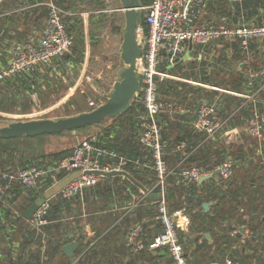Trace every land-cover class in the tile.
<instances>
[{
  "label": "built area",
  "instance_id": "2783aa9c",
  "mask_svg": "<svg viewBox=\"0 0 264 264\" xmlns=\"http://www.w3.org/2000/svg\"><path fill=\"white\" fill-rule=\"evenodd\" d=\"M17 2V10L45 6L47 17L37 40L9 41L8 45L13 44L8 49L10 56L0 64V83L5 80L18 83L19 78H31L40 83L46 73L42 69L44 65L50 68V73L58 72V67L51 64L54 59L71 52L72 37L62 20L63 10L55 0ZM205 2L146 0L140 3L142 19L136 31L141 49V55L136 59L140 85L138 94L132 99L135 107L130 113L134 121L130 132L141 147L139 153H123L117 145H113L108 134H94L80 140L68 154L58 159L41 157L24 165L0 170V196L11 184L24 194L28 195V190L35 193V208L27 218V223L35 234H42L40 242L44 248L46 237L43 228L50 222L48 212L54 198L78 199L88 188L105 180L111 183L119 176L117 183L125 186L129 201L124 204L123 213L116 223L138 206L150 204V218L159 226L157 233L148 237L146 217L132 222L123 237L127 253L153 255L163 249L170 258L169 264H190L179 233L180 227L187 229L188 215L183 212L185 206L174 210L168 208V179L176 170L178 181L183 185L196 182L203 175L218 174L221 178H229L234 174L237 162L229 147L225 148L223 158L215 164L184 165L183 161L207 142L221 141L228 146L240 134L248 138L244 144L243 157L246 160L259 158L264 163V21L256 22L248 18L243 10H240V16L235 20L205 21L196 10ZM197 45L210 48L207 60L209 71L223 70L228 63L227 69L233 67L238 71L239 88H226L214 82L200 85V82L191 81L194 85H200L203 91L190 124L193 130L201 132L203 136L191 146L187 139L177 141L173 150L180 152V156L173 165H169L163 140L164 119L168 113L186 109H183L182 103H175L171 96L161 97L159 82L163 78L185 81L179 75L166 77L167 71L179 67ZM233 47L240 56L235 55ZM221 50L224 56L220 55ZM32 87L33 83H29L26 90ZM211 91L214 93L211 94ZM225 95L239 98V103L231 110L224 108L222 98ZM132 171L140 174L149 171L152 179L144 185L135 180ZM71 172H75L72 178L47 195L48 188ZM126 173L133 179L130 180ZM154 193L156 198L152 197ZM179 214L183 217L180 219L181 224L178 222ZM238 232L235 229L230 235L234 236ZM86 250L74 252L67 264H79ZM223 264L242 263L226 258Z\"/></svg>",
  "mask_w": 264,
  "mask_h": 264
},
{
  "label": "trees",
  "instance_id": "16d2710c",
  "mask_svg": "<svg viewBox=\"0 0 264 264\" xmlns=\"http://www.w3.org/2000/svg\"><path fill=\"white\" fill-rule=\"evenodd\" d=\"M55 1L63 10L62 20L67 32L72 37L73 44L71 27L73 25L72 21L76 16V13H74V10L71 9L72 6L76 5V2L84 3V1H87V5L90 4L94 6L95 4H98L100 0ZM65 1L67 2L65 3ZM144 2H146V0H140V3ZM5 3H11L13 6L11 10V18L15 17L17 21L21 20V22L25 25H35V22L38 19L39 21H41L38 26L39 28H37L39 31L44 26L47 17L45 6H40L42 8V13H44L43 11H45L44 14L46 17L44 20L42 14L41 18L39 19L38 15H36L35 8H24L17 10V7H19V3L17 2V0H6ZM208 6L211 10H219L220 14L226 15L232 20H235L232 17L236 18V15L239 13V11L243 10L248 18L256 22L264 21V9H262V7L264 6V0H217L212 4H208ZM0 9L2 10L1 6ZM1 18L2 17H0V19ZM11 32H14V35L17 39H21L23 32H26V30L25 28H0V49L4 37L8 34H11ZM224 45H226V43H224ZM71 47H73V45H71ZM233 51L235 52V55L237 57L241 55L237 50H235L234 47ZM220 55L224 56L222 50L220 51ZM67 61L72 62V67L67 64ZM80 63V57L76 52H74V50H71L70 53L60 56L58 59H54L51 65L53 67L54 65H56L58 67V72L50 73V68L44 65L42 69L46 73L43 75L44 78L42 82L38 83L34 79H27L30 83H33V87L29 88V90H26V87L23 86L24 82L26 81L23 78H19L18 83L12 82L10 80H5L4 82L0 83V100L10 99V101L13 102H17L18 100H27L29 102L31 90H35L36 88L37 91H40L42 88L46 90L55 88L59 82H62L63 77L68 78L70 77V75L75 74L73 73V71L72 74H68V70L72 68L76 72V69L79 68ZM225 67L226 68L223 70H214L215 73L212 74V78L209 81L214 82L215 85L238 89L240 80L238 71L233 67L230 70L227 69V67L229 68V63L226 64ZM21 87L26 90V93L23 89H21ZM159 91L166 97L169 96V93H173L178 97L180 103L186 105L185 112H171L170 114L168 113L164 119L166 125L163 130V140L165 141L166 157L169 165H173L180 156V152L173 150V147L177 141L181 139H187L189 140V146H191L203 136L201 132L193 130L190 124L192 121V109L194 108V101L200 99V97L196 94L198 92L197 88H192L190 84L179 80L176 81L163 78L159 82ZM210 93L213 94L214 92L211 91ZM222 99L224 100V108L226 110H231L232 107L239 103V98L232 95H225ZM185 101L187 103H185ZM134 107L135 105L132 102V105L126 112L118 114L117 116L106 117L105 119H112V123L96 132V134L100 136L108 134L114 146L117 145L118 149L123 153H131L132 155H135L141 151V147L137 143L136 139L132 136V131L130 132V129L134 124L133 118L130 113L132 112ZM99 123H94L91 125ZM84 127L74 129H82ZM61 132H55L51 134H58ZM92 134H90L88 137H90ZM37 136L27 137L24 135H20L13 138H0V170L14 168L17 165H24L34 159H38L41 157L58 159L61 156L68 154L74 147L72 146V148L68 150H61L40 157L32 155L29 156V158L24 155L23 150H19L15 146L12 148L11 146V142L14 140L20 138H34ZM247 139L248 138H246L245 136L243 138L232 139L233 141L228 146L221 141L207 142L203 146L192 151L183 161L184 165L196 164L204 166L215 164L223 158L225 148L229 147L232 154L237 159L234 174H232V176H230L229 178L218 177V180L210 178L207 180L204 179L200 182H190L183 185L178 181L176 170V172L172 174V176L168 179V208L170 210H174L181 206L188 205L186 214L188 215L190 220V231L199 230V227L195 228L193 225H191V221L193 219H197L202 228L205 227L207 230H209L208 224H205L206 222H208L207 220H210L212 223H214L218 218L221 220L226 219L228 228L232 227L231 223L229 222L231 219L234 220L235 223H246V225H248L252 232L255 231V229H259L260 227H262V225L264 226V221H262V216L264 215V163H261L259 158H251L250 160H246L243 157V148ZM144 172L145 173L137 174L135 171H132L133 176L138 181L143 184H147L152 179V177L149 171ZM114 179L118 180L119 178L115 177ZM113 187L118 190L120 184L115 182L108 183L107 181H102L98 183V185L90 187L87 190L91 191L92 193H98V198L101 197L106 199L111 193L110 191ZM34 200L35 193L32 190H28L27 195L22 193L21 189L15 187L14 184H11L10 188L3 194H1L0 231H2V238L0 242L4 243L6 246H0V255L2 256L0 264H13L21 260L20 255H17L16 257H13L11 255L12 253L10 251V248L13 241V239L11 238H13V236H10L8 239H6V235H8L9 233L8 229L6 228V221L12 222L9 224H12V226H15L17 229H19V232L24 228L22 231L24 240H27L28 236L33 238L32 241H27L28 246H30L32 242H35L37 244L36 249L28 247V251L30 252V255H28L29 261H36L33 264H61V257L65 260L64 264H67L69 262V259H67L68 257H66L62 250V234L64 233H57L56 229L54 228L60 226L58 225L59 223H56L60 221V217L72 215V213H75L77 211L79 206V203H77L78 200L76 198L73 200H68L61 197H56L52 200L48 212V218L50 222L43 228V232L45 233L44 235L46 237V244L44 248L46 259L41 260V262H39L38 260V245L39 241L42 238V234H35L34 230L29 229L27 218L23 216L24 210L29 206L30 203L34 202ZM84 200L86 204L87 199L85 198ZM209 200L215 201L214 205L212 206V211L209 210L207 212H204L200 204L203 201ZM70 205L76 207V210L72 211ZM194 207H197V209L192 211V208ZM157 227L154 226L152 230L154 234H156L159 230V226ZM114 229H116V227L109 230L103 235V237H101L102 242L97 245L100 246L99 249H97V247H94L93 245L87 247L89 243L85 244L86 247L82 248L79 251L81 252L82 250L87 249L79 264H153L155 256L142 255V257L140 255L143 252L127 253L123 244H114L112 247H110L103 243V240H105V238H107V236L111 234V231ZM225 230L226 229H221L222 234L225 233ZM179 233L180 239L184 243V235L181 233V231H179ZM153 235L148 234V237H152ZM225 235L227 236V233ZM223 236L224 235H222V237ZM246 242H248V240ZM201 248V244H198L195 251H199V249ZM235 252H238V250H235ZM198 256H200L199 253ZM140 257L142 258L140 259ZM259 260L261 261V263H263L264 256L262 257L260 255ZM168 262H170V258ZM240 262L242 264H245L246 258H244Z\"/></svg>",
  "mask_w": 264,
  "mask_h": 264
},
{
  "label": "crops",
  "instance_id": "0c3cea01",
  "mask_svg": "<svg viewBox=\"0 0 264 264\" xmlns=\"http://www.w3.org/2000/svg\"><path fill=\"white\" fill-rule=\"evenodd\" d=\"M4 1L6 2V0H3L0 3V6L2 8V10L0 9V17H2L0 19L1 21L0 28H25L26 32H23L21 39H17L16 36L14 35V32H11V34H8L4 37L3 39L4 43H2V46L0 49V64L1 62L4 63L5 59L10 56V51L8 49L10 45L13 43L8 45L9 41H24L28 39L37 40L39 36V30L37 28H39L38 26H39V23L41 22L37 19L35 22V25H30V24L25 25L21 22V20L17 21L15 17L11 18V10L13 6L11 3L10 4L5 3ZM28 1L32 2L33 0H28ZM216 1L217 0H206L203 6L201 7L198 6L196 8L200 18L205 21L214 20L217 22L224 20V19L231 20V18H229L228 16L220 14L219 10L214 11L209 8L208 4H212ZM237 1H240V0H237ZM33 8L36 9V15H38L39 19L41 18V14H42V17L45 20V17H46L44 14L45 11H43L44 13H42V8L38 6H33L30 9H33ZM262 9H264V6L262 7ZM239 13L236 15V17L239 15ZM232 18L235 19V17H232ZM209 57H210V48L206 46L197 45L193 48V50H191L187 59H185L182 62V64H180L179 67L176 66L167 71L168 74L167 73L166 74L168 76L166 77H171L172 76L171 74L175 76L177 75L181 76V78L185 80L184 82L190 84L192 88H197L198 92L196 94L197 96L200 97L202 96V91H203L200 85H202L205 82H211L209 80L212 78V74L215 73L214 70L213 71L208 70L209 65H208L207 60ZM67 64L70 67H72L71 61H67ZM68 72H69L68 74H72V68L69 69ZM74 76L75 74H72L68 78L63 77V79L73 80ZM165 79H168V78H165ZM171 80H176V79H171ZM179 81H182V80H179ZM191 81L200 82V85H197V84L194 85L192 84ZM29 83L30 82L26 80L23 86L26 87V85ZM21 89H23L24 92L26 93V90L23 87H21ZM36 93H37L36 88L35 90H31L30 94H32V96L30 95L29 98L31 99L33 96H36L37 95ZM107 93H109V91ZM160 96L166 97L161 92H160ZM170 96L172 97L175 103H180L176 95H174L173 93H169V96H167V98ZM198 101L199 100H195L194 105H197ZM185 103L187 102L185 101ZM181 105L183 106V109L185 110L186 105L185 104H181ZM193 112H194V108L192 109V116H193ZM94 134H96V132L93 133L92 135ZM136 173L140 174L139 172H136ZM74 175H75V172H71V173H68L60 177L57 184L48 188L46 192L50 193L54 189L56 190V188H59L62 184L67 182ZM218 177H219L218 174H213L209 176L208 178H206L205 180L210 179V178L218 180ZM117 178H119V176ZM118 180L114 179L113 182L117 183ZM105 181L108 182V180H105ZM110 192L111 193L109 194V196L105 199L101 197L98 198L99 195L96 192L92 193L91 191L86 190V192L82 196H79L77 199L78 200L77 203H79L77 211L75 213H72V215L60 217V221L56 222V223H59L58 225L60 226L55 227L54 229H56L57 233H60V232L64 233L62 234L63 235L62 237L63 245L71 241L76 242L77 247L75 249V253L79 252L82 248H85L86 247L85 244H88V243L89 245H87V247L93 245L94 247L96 246L97 249H99L100 246H97V245L100 242H102L101 237H103V235L106 232L113 229L114 227H116V229L111 231V234H109L107 238L103 240V243H105L106 245L110 247H112L114 244H123V237H124V234L127 228L132 222L139 220L141 217H146L148 219L146 223L147 233L149 235L154 234L152 230L154 226L156 227L158 226V223L155 222V220L150 218V214L152 210V206L150 204H142L138 206L134 211L129 212L127 215H125L119 221V223H116V221L120 219L121 214L123 213L124 204H126L129 201V195L126 191L125 186L122 185L121 183H120V187L118 190H116L113 187ZM85 198L87 199L86 204L84 200ZM209 201L211 202V204L209 205L207 211L209 210L212 211V206L214 205L215 201L214 200H209ZM70 206L72 208V211L76 210V207H74L73 205H70ZM196 209L197 207H194L192 208V211ZM207 211H204V212H207ZM178 216H179L178 222L181 224L180 219H182L183 217L180 214ZM187 218H188V222L186 224L187 229L183 230V228L180 227L179 231H181V233L184 235V238H183L184 248L188 249L187 255H188L190 264H199V263L202 264L201 260H203L205 264L206 262L207 264H223L226 258H231L238 262L246 258L245 264H262L259 259H260V255L262 257L264 256V226L263 225L259 229H255V231L252 232V230L248 227V225L235 223V221L232 219L229 221L232 227L228 228L226 219L221 220L218 218L214 222L217 225L212 223L210 220H207L208 222H206L205 224H208L209 230H207L205 227L202 228V226H200L198 231H190L189 230L190 220H189V217ZM9 223H12V222H8V221L5 222V224H7L6 228L8 229V232H9L8 235H6V239H8L10 236L11 237L13 236V238H11L13 239L11 243V248H10V251L12 253L11 255L13 257L20 255V259H21L20 261L13 263V264H33L35 263L36 261H29L28 259V255H30V252L28 251V247L32 249H36L37 244L35 242H32L30 246H28L27 241L30 242L33 240V238L28 236V239L24 240L23 233H22L24 228L21 229V231L19 232V229H17L15 226H12V224H9ZM241 228H244L243 232H240ZM221 229H226L224 234H222ZM235 229H238L240 233L238 235L235 233L234 236H231L230 232ZM226 233H227V236L225 235ZM249 233H251V238L254 243L246 242L247 240H249L248 239L250 237ZM222 235L224 236L222 237ZM1 238H2V234L0 233V241H1ZM222 241H225V242H222ZM40 244L41 242L39 241V245H38L39 262H41V260L44 257H46L45 254L43 253L44 246ZM198 244H201L202 246V248L199 249V252L195 251ZM0 246L5 247L6 245L0 242ZM205 248H207L208 250ZM235 250H238V252H235ZM197 253H199L200 256H198ZM142 255L145 256L147 254L142 253L140 256ZM147 256H155L153 260V264H169L168 262L169 256L163 249H159L157 253L153 255H147ZM142 257H140V259ZM67 259H69V257ZM0 260H2L1 255H0ZM60 261H62L61 264H64L65 262V260L62 257L60 258ZM144 264H147V263H144Z\"/></svg>",
  "mask_w": 264,
  "mask_h": 264
},
{
  "label": "rangeland",
  "instance_id": "374dc122",
  "mask_svg": "<svg viewBox=\"0 0 264 264\" xmlns=\"http://www.w3.org/2000/svg\"><path fill=\"white\" fill-rule=\"evenodd\" d=\"M86 2H76V5L71 8L76 13L71 27L73 35L71 50H74L81 60L76 72L72 69L75 73L74 79H63L55 88L49 90L42 88L29 102L27 100L13 102L10 99H1L0 125L18 119L56 118L73 115L89 110L105 101L108 96L107 92L111 90L114 81L119 79V72L124 67L120 58L124 16L119 0H100L94 6L87 5ZM112 121L107 118L99 124L82 129L40 135L34 138H20L12 141L11 146L23 150L27 157L32 155L40 157L68 150L80 140L101 130ZM238 138H243V134H240ZM183 208V212L186 214L188 205ZM191 225L195 228L201 226L197 219H193ZM249 235L248 242L254 243L251 233ZM185 251L187 253L188 249ZM201 261L202 264H205L203 260Z\"/></svg>",
  "mask_w": 264,
  "mask_h": 264
},
{
  "label": "water",
  "instance_id": "95a60500",
  "mask_svg": "<svg viewBox=\"0 0 264 264\" xmlns=\"http://www.w3.org/2000/svg\"><path fill=\"white\" fill-rule=\"evenodd\" d=\"M120 9L123 11L124 27L122 32V41L120 44V58L124 67L119 72V79L115 80L107 98L102 103L95 107L81 111L73 115L63 117H45L33 119H18L0 125V138H13L20 135L33 137L42 134H51L61 132L64 130H71L74 128H81L94 123H99L106 117H113L126 112L131 104L132 99L139 92V79L137 76L138 67L136 66V59L141 55V49L137 42V26L141 22V12L139 10L140 0H119ZM200 104L198 101L194 116ZM126 175L132 180L131 176ZM210 175L201 176L198 181L208 178ZM136 182V181H135ZM156 198V194L152 195ZM210 201L202 202L201 206L204 211L208 210ZM35 202L29 204L24 210L23 216L29 218ZM264 221V215L262 216ZM244 228L240 229L243 232ZM238 232L237 235L240 233ZM77 243L74 241L67 242L62 246L64 254L71 258L74 255Z\"/></svg>",
  "mask_w": 264,
  "mask_h": 264
}]
</instances>
